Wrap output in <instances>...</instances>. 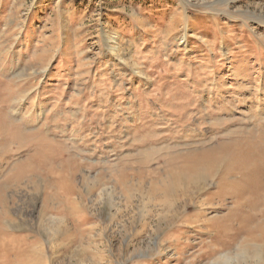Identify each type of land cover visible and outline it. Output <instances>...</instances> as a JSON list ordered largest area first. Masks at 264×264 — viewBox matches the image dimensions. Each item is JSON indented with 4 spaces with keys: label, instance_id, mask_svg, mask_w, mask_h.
I'll return each mask as SVG.
<instances>
[{
    "label": "rangeland",
    "instance_id": "374dc122",
    "mask_svg": "<svg viewBox=\"0 0 264 264\" xmlns=\"http://www.w3.org/2000/svg\"><path fill=\"white\" fill-rule=\"evenodd\" d=\"M0 264H264V0H0Z\"/></svg>",
    "mask_w": 264,
    "mask_h": 264
},
{
    "label": "bare ground",
    "instance_id": "6f19581e",
    "mask_svg": "<svg viewBox=\"0 0 264 264\" xmlns=\"http://www.w3.org/2000/svg\"><path fill=\"white\" fill-rule=\"evenodd\" d=\"M105 42L109 43L108 44L109 50L114 51V50H116L117 46H119V44H120L119 35L116 34V35L111 36V37L107 36V37H105ZM202 100H203L202 104L205 105L209 101V96L207 95L205 97H202Z\"/></svg>",
    "mask_w": 264,
    "mask_h": 264
}]
</instances>
